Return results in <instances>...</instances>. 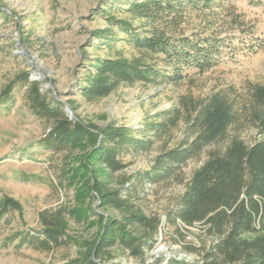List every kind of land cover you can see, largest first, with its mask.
<instances>
[{
    "label": "rangeland",
    "instance_id": "374dc122",
    "mask_svg": "<svg viewBox=\"0 0 264 264\" xmlns=\"http://www.w3.org/2000/svg\"><path fill=\"white\" fill-rule=\"evenodd\" d=\"M105 1L0 0V205L8 197L22 207L0 218V264H67L78 259L86 245L96 239L99 215H105L104 222L114 219L125 223L124 214L101 207L99 197L93 193L94 198L84 202L92 208L87 220L66 214L68 244L50 251L27 244L19 246V236L24 233L41 236L42 213L70 210L76 205V188L66 186L63 172L71 161L74 163L73 156L83 153L80 149L54 150L43 145L41 140L51 123L29 108L26 95L30 82H38L41 92L64 108L69 105L73 121L97 128L125 126L133 130L135 137L153 142L147 151L131 149L122 155L125 167L111 176L108 186L120 190L135 209L160 219L159 228L149 238L153 246L145 247L142 257L109 248L101 255V262L96 260L99 264H167L170 259L202 263L203 255L215 242L202 225L182 226L179 230L170 226L166 214L176 207L193 174L212 152L225 150L228 140L206 147L198 157L180 165L170 179L149 182L143 176L153 169L156 158L188 139L183 122L160 138L151 126L159 121L160 113L179 107L182 98H203L217 91H233L246 97L250 85L264 84V5H256L255 0H224L223 8L216 11L218 17L214 20L209 16L216 25L207 29L204 14L192 12L180 25L168 28L175 37L200 33L204 37L231 38V47L223 50L218 64L211 69H185L178 83L124 84L107 97L88 101L81 88L97 61L119 56L131 60L143 55L125 33L108 22ZM113 13L129 20L136 32L150 29L138 18L116 10ZM233 16L238 17L240 27L231 24ZM100 29L112 33L101 41L94 36ZM148 64L166 68L161 56L149 57ZM23 73L29 74L30 82L18 83L8 92ZM235 133L231 130L229 136ZM237 134L248 145L259 139L251 126Z\"/></svg>",
    "mask_w": 264,
    "mask_h": 264
},
{
    "label": "trees",
    "instance_id": "16d2710c",
    "mask_svg": "<svg viewBox=\"0 0 264 264\" xmlns=\"http://www.w3.org/2000/svg\"><path fill=\"white\" fill-rule=\"evenodd\" d=\"M118 1H105L108 22L125 33L143 55L131 60L119 56L97 61L81 88L88 101L107 97L124 84L178 83L185 69L207 71L218 64L223 50L231 47L232 40L227 37H204L200 33L175 37L168 33V28L180 25L186 14L192 12L204 14L207 29L216 25L209 16L214 20L218 17L216 11L223 8L224 0ZM254 3L264 5V0ZM115 10L138 18L150 29L146 33L136 32L129 20L114 15ZM231 24L242 25L237 16H233ZM111 33L110 29H100L94 36L104 41ZM157 56L162 57L166 68L148 64L149 57ZM26 82H30L29 74L19 75L8 92L16 84ZM26 100L39 118L51 123L41 140L46 148L80 149L83 153L80 157L73 156L74 163L71 161L63 172L66 186L76 188V205L70 210L42 213L41 236L24 233L19 236V246L27 244L50 251L68 244L66 214L79 221L87 220L92 208L84 202L94 198V193L101 207L124 214L125 223L114 219L104 222L105 215H99L96 239L86 245L78 259L67 264H99L96 260L101 262V255L113 247L128 251L133 257H142L144 248L153 246L149 238L161 221L135 209L128 198L121 196L120 190H110L108 186L111 176L125 167L122 155L131 149L147 151L153 142L135 137L133 130L125 126L97 128L70 120L64 105L43 94L38 82H30ZM158 118L151 126L155 136H167L183 122L188 139L156 158L153 169L143 176L149 182L170 179L180 165L198 157L206 147L228 140L225 150L212 152L193 174L176 207L166 214L167 223L177 230L199 224L215 242L203 255L202 263L170 259L167 264H264V84L250 85L246 97L233 91H217L203 98H182L179 107L160 113ZM246 126L255 128L259 135L251 145L237 134ZM231 130L236 133L230 137ZM10 210L21 211L22 207L7 197L0 205V218Z\"/></svg>",
    "mask_w": 264,
    "mask_h": 264
},
{
    "label": "water",
    "instance_id": "95a60500",
    "mask_svg": "<svg viewBox=\"0 0 264 264\" xmlns=\"http://www.w3.org/2000/svg\"><path fill=\"white\" fill-rule=\"evenodd\" d=\"M65 111H66V114L69 117V119L72 120L74 117V114H73V111L69 105H65Z\"/></svg>",
    "mask_w": 264,
    "mask_h": 264
}]
</instances>
